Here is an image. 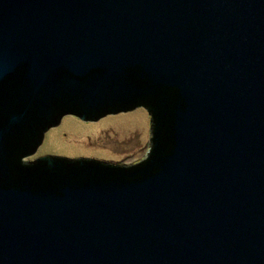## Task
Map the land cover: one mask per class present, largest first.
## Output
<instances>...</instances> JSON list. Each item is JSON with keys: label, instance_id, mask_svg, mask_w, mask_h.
Segmentation results:
<instances>
[{"label": "water", "instance_id": "1", "mask_svg": "<svg viewBox=\"0 0 264 264\" xmlns=\"http://www.w3.org/2000/svg\"><path fill=\"white\" fill-rule=\"evenodd\" d=\"M138 107L123 163L26 160ZM0 264H264V0H0Z\"/></svg>", "mask_w": 264, "mask_h": 264}, {"label": "rangeland", "instance_id": "2", "mask_svg": "<svg viewBox=\"0 0 264 264\" xmlns=\"http://www.w3.org/2000/svg\"><path fill=\"white\" fill-rule=\"evenodd\" d=\"M149 124L148 111L143 107L106 115L95 122L66 115L60 125L46 132L36 153L26 160L57 156L120 164L147 147Z\"/></svg>", "mask_w": 264, "mask_h": 264}]
</instances>
